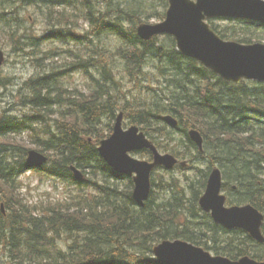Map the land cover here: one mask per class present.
<instances>
[{
	"label": "trees",
	"instance_id": "trees-1",
	"mask_svg": "<svg viewBox=\"0 0 264 264\" xmlns=\"http://www.w3.org/2000/svg\"><path fill=\"white\" fill-rule=\"evenodd\" d=\"M5 1L0 0V22L15 29L12 34L26 30L21 18L5 12ZM135 1L26 0L41 11L66 9L51 12L46 38L75 44L76 50L69 51L68 63L51 66L29 80L35 97L31 112L20 119L0 116V204L7 210L3 216L0 205V255L8 260L0 259V264H156L153 247L167 239H185L232 259L244 255L264 259V244L242 230L214 223L199 206L209 171L219 163L224 190L242 195L230 203L250 202L264 212V83L223 80L179 52L172 36L141 40L136 26L143 20H162L168 4L155 0L163 11L143 18L144 13L130 10ZM73 15L82 19L81 24ZM237 22L244 26L212 24V28L225 39L260 40L255 31L264 26ZM16 23L19 26L13 28ZM19 38L41 39L28 34ZM65 68L81 70L88 77L87 92L59 83ZM125 77L138 83L155 79L164 87L144 84L143 95L130 99L123 90ZM9 81L0 76V87ZM159 92L172 96L169 104L156 102ZM133 105L137 109L132 111ZM118 110L138 124L159 150L188 160V168L153 174V191L143 207L132 199V179L114 172L98 152L100 141L112 132ZM165 114L174 116L178 126L164 122ZM192 128L202 133L204 151L191 141ZM177 130L180 138L175 136ZM23 131L33 132V143L48 155L46 176L61 177L77 190L70 201L29 206L21 198L19 176L30 168L28 149L13 143L8 134ZM140 155L151 157L148 150ZM73 166L88 175L90 185L71 181ZM177 175L186 178L180 181ZM85 189L93 191L88 194Z\"/></svg>",
	"mask_w": 264,
	"mask_h": 264
},
{
	"label": "water",
	"instance_id": "water-1",
	"mask_svg": "<svg viewBox=\"0 0 264 264\" xmlns=\"http://www.w3.org/2000/svg\"><path fill=\"white\" fill-rule=\"evenodd\" d=\"M166 17L158 23H141L139 36L148 41L160 34L175 37L178 50L185 56L195 58L223 79L239 83L242 79L264 82V43L242 44L222 39L212 30L206 19L213 17L243 18L264 23V0H168ZM4 54L0 49V67ZM164 120L171 125L177 122L171 116ZM123 114L117 116L112 134L101 142V157L118 173L133 176V199L143 206L151 190V172L157 165L171 169L177 158L162 155L153 142L139 127L132 125L124 129ZM190 137L202 148L203 138L196 131ZM150 149L153 162L137 159L130 152ZM47 158L31 150L28 162L41 165ZM185 164V163H184ZM136 173V174H134ZM78 177L82 174L76 171ZM222 172L216 167L209 176L207 191L200 200L201 207L211 212L216 223L232 229L240 227L251 236L264 242L261 225L264 215L252 205L226 207V196L221 194ZM158 264H264L248 256L238 261L227 257H213L209 252L187 241H163L154 247Z\"/></svg>",
	"mask_w": 264,
	"mask_h": 264
},
{
	"label": "rangeland",
	"instance_id": "rangeland-1",
	"mask_svg": "<svg viewBox=\"0 0 264 264\" xmlns=\"http://www.w3.org/2000/svg\"><path fill=\"white\" fill-rule=\"evenodd\" d=\"M123 1V0H116ZM127 1V0H125ZM30 4V3H29ZM134 6L130 10H139L138 12L144 13L143 18H146L151 13L162 12L163 8L160 7L155 0H137L132 2ZM143 7V8H141ZM17 8V9H15ZM56 11H67L64 8H55L53 10L41 11L36 7L29 6L26 0H6L5 1V12H10L9 17H16L22 19V26L26 30H22L20 33L12 34V31L15 29H6L2 22H0V48L5 52L6 61L2 68L0 69V76L6 79H9V83L5 86L0 87V116L6 115L15 118H22L24 114L31 112L29 109L33 104L35 97H32V91H30L31 84L29 80L36 75H40L48 71L51 66L60 67L70 61L69 51L76 50V45H65L60 42H53L51 38H46L47 33L49 32V21L53 20L50 14L51 12ZM2 9L0 8V13ZM75 21H79L81 24L82 19L75 17ZM148 22H156V19L144 20ZM213 23L221 28H227V26H244L242 22H237L235 20H225V19H214ZM84 25V24H83ZM13 28L19 26L18 23L14 24ZM49 28V29H48ZM6 29V30H5ZM76 35H79L80 32L72 29ZM257 35H261L260 40L264 42V28L257 29L255 31ZM31 35V38H41L39 42H33L30 40L25 41L21 36L25 37L26 35ZM11 40V41H9ZM78 51L80 54L84 52V49L79 46ZM60 72L64 76L61 77L59 83L69 87H77L82 91H86L87 79L83 76V72H74L75 70H70L66 72L67 68L62 69ZM169 74V73H168ZM161 77H159L160 79ZM143 79V78H142ZM158 79V80H159ZM181 80V77H180ZM139 82V81H138ZM138 82H130L128 77H125L123 80V90H126L127 95L132 98V95L142 94L144 84L147 86H152L154 89L163 88L161 83L154 79L152 80H141ZM150 90V89H149ZM164 92V91H163ZM172 96L161 94L160 92L155 95L156 102H165L166 105L170 103V98ZM24 102V103H23ZM136 106L133 105L132 111L136 110ZM119 112V110L117 111ZM116 112V113H117ZM132 113V112H131ZM130 122L125 120V127H129ZM136 124V123H135ZM138 125V124H136ZM139 126V125H138ZM140 127V126H139ZM141 128V127H140ZM172 128V127H171ZM181 132L176 131L175 136L180 138ZM35 134L31 131H23L21 133H11L9 137L12 142H19L25 144L28 149H35L34 141ZM49 136L43 137V140L48 139ZM166 144H171L176 146L174 141H168ZM135 156L139 157L137 154ZM149 159V158H147ZM219 165V163H216ZM215 164V165H216ZM177 174H181L179 171H176ZM85 174V173H84ZM196 174V173H195ZM195 174H192L191 177H195ZM189 177V175H187ZM176 178L180 181H184L186 178L184 175H177ZM23 180L22 194L27 200L29 206L39 205L41 201L44 204L49 202H67L73 198L76 194V189L69 188L66 185L71 184L67 180H64L58 176H46L43 172H34L27 171L22 175L21 179ZM72 182L78 183L81 186L90 185L86 182L89 181L88 175L85 174V181L80 183L76 179L72 178ZM93 190L85 189L84 192L90 194ZM204 191V190H203ZM228 194V193H226ZM242 198V195L239 193H233L230 195V198L233 200L234 197ZM0 259L4 262H7L6 257L2 254Z\"/></svg>",
	"mask_w": 264,
	"mask_h": 264
},
{
	"label": "bare ground",
	"instance_id": "bare-ground-1",
	"mask_svg": "<svg viewBox=\"0 0 264 264\" xmlns=\"http://www.w3.org/2000/svg\"><path fill=\"white\" fill-rule=\"evenodd\" d=\"M1 50H2V49H1ZM2 51H3V50H2ZM3 54H4V62H3V64H2V66L4 65V63H5V61H6V55H5V52H4V51H3ZM178 124H179V123H177L176 125H174V126H172V127L175 128L176 126H178ZM137 126H138V125H137ZM138 127H139V126H138ZM139 128H140V127H139ZM140 129H141V128H140ZM153 144H155V143L153 142ZM203 144H204V143H203ZM199 150H200V151H204V148H199ZM142 160L148 161L149 163H152V162H153V159H152V158H149V159H142ZM216 166H219V165L216 164ZM219 167H220V166H219ZM72 170H73V172H74V176H75V179H76L77 181H79V182H83V181H85V174H84L83 170H81V169H79V168H76V166H73V167H72ZM76 171L80 172V173L82 174V176H81V177H78L77 174H76ZM134 174H136V173H134ZM208 178H209V174H208V177H207V182H208ZM152 191H153V189L150 190L149 196H148V198H147L146 201L149 200ZM206 191H207V183H206V188H205V190L203 191L202 195H201L200 198H199V206H200V200H201V198L205 195ZM224 195L226 196V199H228L227 195H226V194H224ZM132 197H133V191H132ZM249 203H250V202H249ZM251 204H252V203H251ZM252 205H253V204H252ZM253 206H254L255 208H257L255 205H253ZM202 211L204 212L203 209H202Z\"/></svg>",
	"mask_w": 264,
	"mask_h": 264
},
{
	"label": "flooded vegetation",
	"instance_id": "flooded-vegetation-1",
	"mask_svg": "<svg viewBox=\"0 0 264 264\" xmlns=\"http://www.w3.org/2000/svg\"><path fill=\"white\" fill-rule=\"evenodd\" d=\"M233 193H228V194H226L227 195V197H228V199L230 200V201H235V200H232L231 198H230V195H232ZM247 203H249V202H247ZM240 204H243V203H240Z\"/></svg>",
	"mask_w": 264,
	"mask_h": 264
}]
</instances>
